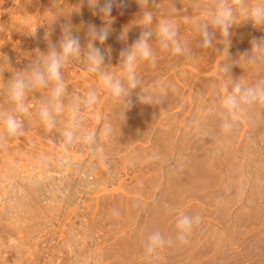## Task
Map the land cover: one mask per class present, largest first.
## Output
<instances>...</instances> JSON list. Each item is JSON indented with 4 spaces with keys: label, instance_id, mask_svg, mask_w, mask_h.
I'll return each mask as SVG.
<instances>
[{
    "label": "rangeland",
    "instance_id": "obj_1",
    "mask_svg": "<svg viewBox=\"0 0 264 264\" xmlns=\"http://www.w3.org/2000/svg\"><path fill=\"white\" fill-rule=\"evenodd\" d=\"M81 2L0 0V53L23 70L39 51L47 52L49 41H59L67 25L84 46L88 25L101 28L104 22L87 0ZM195 3L159 0L154 10L157 21L177 20L192 55L175 57L153 40L157 63H141L138 74L150 92L155 82L163 83V90L154 92L160 103L140 104L137 89L123 118V106L100 89L82 59L64 70L70 95L98 91L86 127L113 126L111 139L99 140L104 164L86 145L61 146L66 113L55 130H45L37 110L47 89L28 94L24 135L0 138V264H264V106L250 110L231 132L221 130L217 64L222 57L202 47L182 19L198 14ZM139 14L136 0H120L113 6L108 39L98 45L110 49L105 63L117 76L119 53L138 39L141 28L133 26L126 42L119 40L120 31ZM231 31L233 58L264 36L250 22ZM242 67L232 68L234 79L264 78V67ZM11 72L0 63V110L11 108L4 91ZM178 213L200 217L187 243L175 239ZM154 231L173 243L149 256L144 244Z\"/></svg>",
    "mask_w": 264,
    "mask_h": 264
},
{
    "label": "clouds",
    "instance_id": "obj_2",
    "mask_svg": "<svg viewBox=\"0 0 264 264\" xmlns=\"http://www.w3.org/2000/svg\"><path fill=\"white\" fill-rule=\"evenodd\" d=\"M87 3L104 24L101 28L88 25L87 43L84 46L81 45L79 35H74L72 26L67 25L62 29L59 41L55 44L49 41L47 52L39 51V56L23 70L13 68L8 56L0 53V63H6L12 69L11 78L4 90L11 108L0 110V138L24 135L22 117L29 113L26 102L28 94L47 89L48 98L37 110L38 119L45 130L49 133L55 130L58 117L66 113L67 126L61 133V146L68 150L77 144L86 145L93 157L104 164L105 149L99 140L109 141L113 126L111 122H102L98 129L90 130L86 127L87 117L95 111L99 95L95 88H89L83 95L69 94L64 70L70 62L82 59L85 71L97 78L100 89L123 106L124 118L132 107L130 97L137 89L139 91L136 98L140 104L154 105L161 102L154 92L163 90V83L155 82L153 91L150 92L142 88V80L138 74L141 63H148L153 67L157 63L152 46L154 39H158L162 51L175 57L192 59V55L188 42L180 37L179 23L175 18L156 20L154 10L159 7V0H136L140 14L121 29L119 40L126 42L127 34L133 26L141 28V33L138 39L119 53L120 75L117 76L109 70L110 64L105 63L110 49L102 50L98 45H103L108 39L114 20L111 15L113 6H119L120 0H92V3L87 0ZM195 7L198 9L197 15H186L182 19L200 37L202 47L215 49L216 55L222 57L217 64V74L222 81L218 99L223 115L220 128L224 133H229L246 118L250 110L264 106V78L248 83L242 75L234 79L231 74L234 66H239L243 71L242 65L252 69L264 67V36L252 40L249 51L236 58L229 51L234 26L250 22L254 28L264 30V0H196ZM175 15V9L170 11V17ZM217 45L222 47L218 48ZM199 222V216L178 213L175 221L176 241L187 243L188 236ZM171 243L173 241L165 239L161 232L154 231L145 240V254L154 255Z\"/></svg>",
    "mask_w": 264,
    "mask_h": 264
}]
</instances>
